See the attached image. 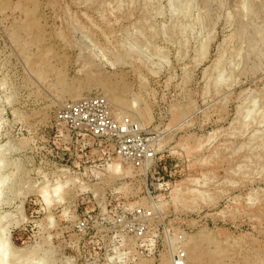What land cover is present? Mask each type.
Listing matches in <instances>:
<instances>
[{"label": "rangeland", "instance_id": "374dc122", "mask_svg": "<svg viewBox=\"0 0 264 264\" xmlns=\"http://www.w3.org/2000/svg\"><path fill=\"white\" fill-rule=\"evenodd\" d=\"M92 94L154 136L151 168L57 124ZM176 245L264 264V0H0V264H171Z\"/></svg>", "mask_w": 264, "mask_h": 264}, {"label": "built area", "instance_id": "2783aa9c", "mask_svg": "<svg viewBox=\"0 0 264 264\" xmlns=\"http://www.w3.org/2000/svg\"><path fill=\"white\" fill-rule=\"evenodd\" d=\"M56 122L73 135L91 138L94 143H104L109 159L116 156L121 165L149 169L156 163L157 147L154 136L141 123L134 122L129 117L117 119L111 102L104 95L92 94L65 102L58 110ZM133 214L139 218L153 217L152 210L147 206H140ZM92 221L93 216L87 213V216L79 218L77 227L88 230ZM119 221L124 222L126 219L119 217ZM131 231L140 237L147 233L143 225L128 229V232ZM171 260V264H189L184 246L174 247Z\"/></svg>", "mask_w": 264, "mask_h": 264}, {"label": "bare ground", "instance_id": "6f19581e", "mask_svg": "<svg viewBox=\"0 0 264 264\" xmlns=\"http://www.w3.org/2000/svg\"><path fill=\"white\" fill-rule=\"evenodd\" d=\"M115 165V167L116 168H120V164L119 163H116V164H114ZM56 192H57V194H59L61 191H60V187H58L57 189H56ZM45 199H46V201H48V202H50V196L49 195H47L46 197H45Z\"/></svg>", "mask_w": 264, "mask_h": 264}]
</instances>
